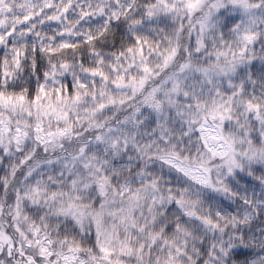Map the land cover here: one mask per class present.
<instances>
[{
    "label": "clouds",
    "instance_id": "clouds-1",
    "mask_svg": "<svg viewBox=\"0 0 264 264\" xmlns=\"http://www.w3.org/2000/svg\"><path fill=\"white\" fill-rule=\"evenodd\" d=\"M6 3L0 264H264V0Z\"/></svg>",
    "mask_w": 264,
    "mask_h": 264
},
{
    "label": "snow or ice",
    "instance_id": "snow-or-ice-1",
    "mask_svg": "<svg viewBox=\"0 0 264 264\" xmlns=\"http://www.w3.org/2000/svg\"><path fill=\"white\" fill-rule=\"evenodd\" d=\"M192 2H193V0H189V3H192ZM21 3L26 4L27 0H18L17 6H20ZM70 4H71V0H64L63 6L61 8V11H65L70 6ZM0 6L9 7V5L6 3V0H0ZM81 7L83 9V6H81ZM81 14L82 15L83 14H87V11H82ZM31 16H32V13L31 12H27L23 17L17 16V17H15V19H17V20H28ZM0 23H3V18L2 17H0ZM12 31H13V28H9L7 30V32H5L3 34H0V41H3L5 36L10 35ZM88 38L90 39L91 37H88ZM137 41H139V37H137ZM61 46H63V47H68V46L75 47L74 44L70 45L66 41H62L61 42ZM52 50L53 49L49 48V51H52ZM140 50H142V46H141ZM16 53H17V55L14 57V59L16 60L17 63H19V53H20V49L19 48L16 49ZM63 63H67V62L64 61ZM141 67H143L144 69L148 70V65H142ZM88 71L94 72V73H99L101 76L105 75L99 68H96V67H92V68L88 69ZM122 78L123 77H122V74H121V76L119 78H117V80L115 82L116 83L121 82ZM78 82L81 83V85L83 86V82L82 81H78ZM46 91L47 90L45 89L44 83L41 82L38 85L36 93H33V92L30 91L29 95H31L33 101H36V100L41 99V97L46 94ZM55 91L59 95L60 92H61V89L60 88H56ZM78 95L79 94L76 93L74 95L73 99L77 98ZM24 98H25L24 94L21 93V92H14V91H7L6 92L5 90L0 89V106H6L9 103H15L16 100H21L22 101ZM251 107H256V105H251ZM64 115H66V113ZM34 128L39 129L40 128V123L37 122L34 125ZM20 131H21V129L19 127H17L16 132L19 133ZM56 131L58 133H60V134H63L66 131V128H58V129H56ZM37 139H39V137H37ZM99 248H100L101 252H103V253H108L110 251L109 249L105 248L103 245H99ZM40 251H41L42 255H51V251L47 250L46 246H44V245L41 246ZM11 254H12L11 251H9V255H11ZM24 255L26 256L25 264H32L33 258L30 255H27V254H24Z\"/></svg>",
    "mask_w": 264,
    "mask_h": 264
}]
</instances>
